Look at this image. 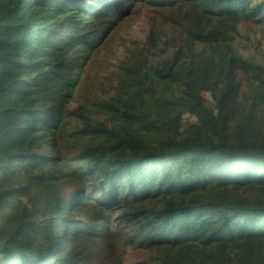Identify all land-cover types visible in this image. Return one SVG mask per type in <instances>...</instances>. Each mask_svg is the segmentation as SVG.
Masks as SVG:
<instances>
[{
    "label": "trees",
    "instance_id": "trees-1",
    "mask_svg": "<svg viewBox=\"0 0 264 264\" xmlns=\"http://www.w3.org/2000/svg\"><path fill=\"white\" fill-rule=\"evenodd\" d=\"M135 5L159 14L118 96L84 93L109 117L92 127L70 104ZM263 13L260 0H0V264H123L126 246L155 253L143 264H264V77L234 103L236 71L254 66L228 48L194 54ZM167 15L184 47L157 68ZM20 172L62 183L30 217L7 208Z\"/></svg>",
    "mask_w": 264,
    "mask_h": 264
},
{
    "label": "rangeland",
    "instance_id": "rangeland-1",
    "mask_svg": "<svg viewBox=\"0 0 264 264\" xmlns=\"http://www.w3.org/2000/svg\"><path fill=\"white\" fill-rule=\"evenodd\" d=\"M263 2L264 0H260V3ZM133 9L136 12L125 17L112 31V38L107 42L108 44L106 43L98 51L95 48L94 51H91L93 53L88 58V67L92 72V77L87 79L85 91H75L78 99L70 104L71 110L79 112L82 119L87 121L92 127L97 123L107 121L109 117L99 111L95 100L87 98L84 93L102 94L106 88L107 97L118 96L115 88L120 86V68L133 49L145 42L149 37L154 28L153 18L159 14L156 8L150 5H135ZM250 16L252 17L245 18L237 24L238 32L229 46L222 42L225 39L223 34L220 39L215 37L210 39L208 44H196L194 50V54L196 55V52L199 50L206 58H211L213 54H218L220 49L228 48L235 51L237 56L244 61V64L254 66V70L244 66L236 71L237 75L242 79V84L241 93L229 98L234 103L240 102L243 99V95L248 92L250 86L249 80L254 79L258 74L264 77V13L258 16ZM162 24L168 30L169 36L164 39V46L156 50L150 60L151 65L157 68L161 65H174V60L179 57V52L184 47L182 39L185 38L186 33L185 25L178 24L176 18L172 15H167ZM168 40H173L175 44H167ZM96 81L100 82L103 86L101 84V87L96 86L94 84ZM110 83L114 87L108 88L107 85ZM103 103H105V100ZM84 120H79L77 123L73 122L72 129L79 126L78 129L82 130L85 127ZM46 150L51 152L50 148ZM81 153V149H77L72 154V157H80ZM50 155L51 157L53 156L52 152ZM7 180L17 188L14 194L7 198L6 203L9 204L7 208H11L12 204L21 202L27 208V215L29 217L34 210V202L40 201L42 197L48 195L49 191L52 193L58 189V186L62 185L58 181L50 188L47 186L48 181L41 182L35 179V177L27 175L25 172H20L17 176L10 177ZM43 205V202L38 203V208ZM122 213L123 210L116 209L114 217L119 218ZM122 256L123 264H143L147 260H153L155 253L126 246Z\"/></svg>",
    "mask_w": 264,
    "mask_h": 264
}]
</instances>
